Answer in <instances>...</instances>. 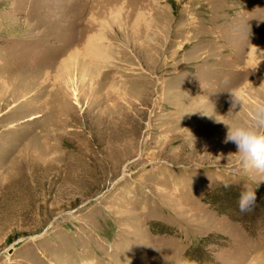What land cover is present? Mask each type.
Listing matches in <instances>:
<instances>
[{"label": "rangeland", "instance_id": "rangeland-1", "mask_svg": "<svg viewBox=\"0 0 264 264\" xmlns=\"http://www.w3.org/2000/svg\"><path fill=\"white\" fill-rule=\"evenodd\" d=\"M257 100L264 0H0V264H264Z\"/></svg>", "mask_w": 264, "mask_h": 264}, {"label": "clouds", "instance_id": "clouds-1", "mask_svg": "<svg viewBox=\"0 0 264 264\" xmlns=\"http://www.w3.org/2000/svg\"><path fill=\"white\" fill-rule=\"evenodd\" d=\"M231 96V107L228 115L241 105L244 96L238 89L228 91ZM251 122H233L226 124L227 133L225 143L232 142L237 147V155L245 167L264 173V100L255 101L250 108ZM227 187V185H225ZM258 187V186H257ZM245 184L239 194L238 206L241 212L249 211L256 202V189ZM168 264H195L187 257L177 256Z\"/></svg>", "mask_w": 264, "mask_h": 264}, {"label": "bare ground", "instance_id": "bare-ground-1", "mask_svg": "<svg viewBox=\"0 0 264 264\" xmlns=\"http://www.w3.org/2000/svg\"><path fill=\"white\" fill-rule=\"evenodd\" d=\"M96 36V35H95ZM87 46H86V50L88 51V49H90L91 48V50H92V52H93V56L96 58L97 56H99V54H100V48H102V47H104L105 48V46H103L102 45V43H98V42H96L94 39H93V37L92 38H89V40H88V42H87V44H86ZM91 59H93L92 57H91ZM91 62H92V60H91ZM79 65L78 67L81 69V71H82V74H84V76H85V74H86V72H89V70H90V66H91V64H90V62H88V61H86V60H79V62H77L76 63V65ZM74 65L75 64H72L71 65V63L69 62V63H67L66 64V74H65V76H67L68 77V75H69V72L71 71V69L74 67ZM91 67H93V66H91ZM64 70V71H65ZM93 70H94V68H93ZM63 71V72H64ZM91 71V70H90ZM84 72V73H83ZM71 73V72H70ZM91 73V72H90ZM63 75V74H62ZM87 75V74H86ZM83 76V77H84ZM73 80V79H72ZM67 82V81H66ZM71 90H72V92H73V96H74V99H75V102L76 103H78V102H80L79 100H80V98H79V91H78V88L76 87V85L74 84V87L73 88H71ZM61 92V91H60ZM66 96V95H65ZM67 97V96H66ZM63 98H64V96H63ZM51 101V100H50ZM56 102V101H55ZM49 103V102H48ZM54 104V103H53ZM59 104H61V103H59ZM58 104V105H59ZM50 106V105H49ZM63 106V105H62ZM80 106V105H79ZM39 107V106H38ZM37 107V108H38ZM54 107V106H53ZM62 108V107H61ZM58 109V108H57ZM51 112V111H50ZM61 112V111H60ZM63 113V112H62ZM53 120V119H52ZM51 121V120H50ZM44 154V153H43Z\"/></svg>", "mask_w": 264, "mask_h": 264}]
</instances>
